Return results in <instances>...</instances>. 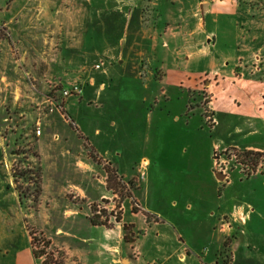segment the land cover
<instances>
[{"label":"rangeland","instance_id":"rangeland-1","mask_svg":"<svg viewBox=\"0 0 264 264\" xmlns=\"http://www.w3.org/2000/svg\"><path fill=\"white\" fill-rule=\"evenodd\" d=\"M104 1L0 0V264H41L45 256L36 258L32 244L67 264H96L97 248L125 242L138 258L134 241L150 227L151 234L169 233L158 237L165 247L186 241L212 254L214 239L192 236L208 230L207 212L218 217L224 204L250 217L226 237L221 263L264 264V173L245 176L232 149L264 147V0H216L210 12L202 5L200 30L180 9L189 0H162L169 14L153 10L157 0H142L140 14L107 9ZM48 7L60 12L57 30L49 29ZM71 21L82 28L70 29ZM64 23L69 29L59 27ZM81 34L89 66L100 64L93 74L102 78L82 96L67 97L64 109V88L48 61ZM112 51L123 53L122 63L110 61ZM168 70L182 77L158 79ZM56 111L64 118L56 113L44 125L39 157L37 130ZM55 132L71 152L61 154ZM78 144L113 157L119 172L105 162L91 179L69 159ZM216 145L226 147L213 154ZM216 172L225 175L222 183ZM93 213L106 225H94ZM179 230L185 239L174 237ZM143 242L153 248L143 260L161 263L156 241Z\"/></svg>","mask_w":264,"mask_h":264},{"label":"crops","instance_id":"crops-1","mask_svg":"<svg viewBox=\"0 0 264 264\" xmlns=\"http://www.w3.org/2000/svg\"><path fill=\"white\" fill-rule=\"evenodd\" d=\"M190 1V6L186 5V3L182 4V7L180 9H182V13L184 12L185 9L188 10L189 14H191L192 16V22H194L196 24V28L198 30H200V21L196 18V15L198 14V9L202 6V5H206L208 4L207 7V11L206 12H210V10L213 8V5L216 3V0H189ZM221 0H218V2H220ZM142 0H107L106 2H102L100 5L102 7H106L107 9H111V10H120L123 7H126L129 9V11H135L136 13L140 14L141 10L143 9V6L141 5ZM153 10L154 11H159L161 13H171L173 12L172 7H164L163 6V1L162 0H157L155 1V6H153ZM20 11V10H19ZM19 11L17 12L19 14ZM22 11V10H21ZM37 11V19L34 21L33 20V27L34 28H39V26L41 25L40 21H44V19L41 18L40 15H44L43 9H38ZM163 11V12H162ZM23 13V12H22ZM60 13L59 10H55L52 7H48V9H46L45 14L49 15V17L51 16V14L53 16H51L48 20V24H49V29L50 30H57L55 28V18L56 15ZM54 18V19H53ZM67 23V22H66ZM191 22L189 21L188 24H190ZM68 24L70 25V29L71 27H75V23L68 22ZM68 24L59 26L61 29H69L67 26ZM183 24H187V22H183ZM82 23L81 25L78 24L77 26H81L82 28ZM58 26V25H57ZM40 29V28H39ZM194 33V31H193ZM71 37V36H70ZM175 38L177 39V36H175ZM86 40L83 36V34H81L79 39L73 40H66L64 41L62 44L59 45V51L56 52V55L49 59L48 64H49V69L50 71H53L54 73V79L60 81L61 85L63 86V88H68L71 85V81L75 80L76 82H80L83 85V92L82 95L84 94V92L86 91L87 87H95L97 84V79L98 77L102 78V75H94L93 74V69H101L102 66H100L99 68L95 67V64L92 66H89V53L88 51L85 49V46H87L86 44ZM200 42V41H199ZM165 45V43H164ZM150 50L152 51L153 49L150 48ZM108 54H110V52H108ZM123 53L121 51H112V54L109 55L110 61L112 63L115 62H120L122 63V57H123ZM98 62V61H97ZM103 64V63H102ZM210 73H214V75L219 74V72L214 71V72H210ZM105 74V73H104ZM103 74V75H104ZM179 74V73H178ZM220 77L223 78V80L226 79H230L229 77L226 78L224 77V75L219 74ZM182 76L177 75L172 76L169 73V70L161 77H159L158 79H161L162 81L166 78L168 79H175L176 82H178L179 78ZM241 93L242 91L239 90ZM41 94H46V92H43L40 90ZM80 95V96H82ZM258 101H262V99H258ZM215 102V112L221 108L219 106V96L218 98L214 101ZM66 103H67V98L65 100V105H64V109H66ZM260 107H257V110ZM263 109V108H261ZM238 112H242V110H237ZM56 113L59 114V116L61 118H64L62 113H60V111H56L54 113L48 114L46 117L43 118L42 122H41V134L36 136V146L38 149V155L40 157V150L41 147L40 145L43 143L42 141V136L44 134V125H49L50 123L53 122L54 119L59 118V116L56 115ZM7 115V114H5ZM244 115V114H242ZM5 119H7V117H5ZM218 125L216 124L214 126L215 130L216 127ZM202 127H204L203 123H202ZM98 131V129L96 130ZM54 140L57 141L58 143H60V147L62 151V155H64V153L66 152H71L74 149V146L69 144L68 142H61L60 140V136L57 132L54 133ZM235 146L238 147H242L238 144H234ZM73 146V147H72ZM230 146V145H228ZM220 147V148H224L226 146H212V151L213 154L215 153L216 149ZM71 148V149H70ZM82 145L78 144L77 145V153L75 155L70 156L69 159H71V162L74 163V165L76 167H79L81 169H83L86 173L90 174V178L93 179L95 177V175L98 173V168L103 169V171H105L104 168V163L106 162L108 167L116 169L118 172V168L113 164V157L111 158V156L109 158H100L99 156H96V158H94L92 156V154L94 153V149H92L91 151H81ZM245 148V147H243ZM247 149H254V150H258V151H263L264 152V147H252V146H246ZM96 155V154H95ZM215 158V157H214ZM144 164L147 166L151 165L152 162H150L147 159L143 160ZM215 162V161H214ZM214 165H216V163H214ZM102 171V172H103ZM217 174V172H216ZM217 176V175H216ZM217 182L222 183L223 180L219 179L218 177L216 178ZM91 181H95V180H91ZM103 186L106 187V184L103 183ZM107 188V187H106ZM94 190H97V188L95 189V187H93ZM92 189V190H93ZM80 190L82 191V193L84 195H87V192H85L84 189L80 188ZM105 193H103L102 195H100L99 198L104 197ZM89 198V197H87ZM95 200V199H94ZM200 201V199H199ZM173 202V203H172ZM177 201H171V204H176ZM212 201H208L209 204H211ZM192 204L188 205L189 210L193 209ZM220 206V205H219ZM130 209L132 210V205L130 207ZM208 211V210H207ZM207 214L209 215L208 219L209 220V225L206 227L208 228V230H205L204 232H202L204 230V228H200V231H196L194 233V235L192 236L194 239H214L215 240V244L216 248L214 253L212 252V254L207 253V254H202V250L198 251V246L196 244L198 243H194V244H187L186 241L178 244L177 246H171L169 247H165V243H161L159 242V238L158 237H166L169 235L166 234L165 232L163 233V235H160V233L158 232L157 234H151V229L152 227H150V229H148V231L144 230L143 236L140 237H136V240L134 241V244H136L135 247H139L141 245V251L140 252V257L138 258H134L131 254V250H130V245L128 246V243H124L122 247H114L111 246L110 244H108L106 247H99L96 249V253H95V261L96 264H151L148 263L149 261H145L143 260V257L145 256V253H148L149 251H152L153 248H148L145 249L144 247V242L146 241L147 237H150V241L152 242V245L155 243L156 241V248L155 251L157 253H160V257L161 259V263L162 264H222V244L225 242L226 237L230 234V232L233 230L234 226L242 224V223H246L247 220L250 217V213L247 214V212L243 209V207H235V209H227V207L224 205L220 206V213L219 216L217 217L215 211H210L207 212ZM135 218L139 217V215L134 214ZM231 222V226L229 225L228 221ZM146 221V220H144ZM131 224H135L137 225L138 222L136 223L135 221H129ZM227 222V223H226ZM154 225H158V223L155 222ZM141 228V227H140ZM205 228V229H206ZM174 233V237L177 239L179 238V240L181 239H185L184 237H186L180 230L173 232ZM137 247V249L139 250V248ZM150 249V250H149ZM77 254V253H76ZM154 262V261H153ZM152 262V263H153ZM88 264V263H87Z\"/></svg>","mask_w":264,"mask_h":264},{"label":"trees","instance_id":"trees-1","mask_svg":"<svg viewBox=\"0 0 264 264\" xmlns=\"http://www.w3.org/2000/svg\"><path fill=\"white\" fill-rule=\"evenodd\" d=\"M232 149L236 150L235 155L237 161L244 166L245 176H250L258 170H261L264 173V152L247 148L238 149L234 147ZM92 156L96 158L97 155L92 154ZM99 217V214L96 215L93 213V215L91 216L92 223L94 225H106V222L100 220ZM124 226L126 227V224ZM125 238L129 240L127 234ZM32 248L36 258L42 259V257L45 256V258L41 260V264H67L63 256H60V259H55L53 257L54 255L52 256V254H47L46 252H41L37 250L34 244H32Z\"/></svg>","mask_w":264,"mask_h":264},{"label":"built area","instance_id":"built-area-1","mask_svg":"<svg viewBox=\"0 0 264 264\" xmlns=\"http://www.w3.org/2000/svg\"><path fill=\"white\" fill-rule=\"evenodd\" d=\"M97 67L99 68V67H100V64H97ZM82 92H83V88H82V86H81L80 84H78V83H73L72 85H70V87H68V88H64V90H63V96H64L65 98H67V97H69V96L72 95V94L81 95ZM54 106H55V105H54ZM55 107H56L58 110H60V111L63 110V106L58 107V106L56 105ZM60 108H61V109H60ZM52 111H54V109H52ZM37 133H38V134H41V128H38ZM135 256H136V257H139V253L137 252V253L135 254ZM151 264H162V263H155V262H153V263H151Z\"/></svg>","mask_w":264,"mask_h":264},{"label":"water","instance_id":"water-1","mask_svg":"<svg viewBox=\"0 0 264 264\" xmlns=\"http://www.w3.org/2000/svg\"><path fill=\"white\" fill-rule=\"evenodd\" d=\"M216 175L221 180H223L225 178V175L223 173H221V172L217 173Z\"/></svg>","mask_w":264,"mask_h":264}]
</instances>
